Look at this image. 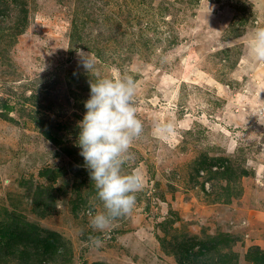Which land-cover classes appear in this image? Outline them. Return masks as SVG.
Instances as JSON below:
<instances>
[{
    "label": "rangeland",
    "instance_id": "374dc122",
    "mask_svg": "<svg viewBox=\"0 0 264 264\" xmlns=\"http://www.w3.org/2000/svg\"><path fill=\"white\" fill-rule=\"evenodd\" d=\"M6 1L0 264H264V62L249 56L264 0H23L25 22ZM123 75L144 131L122 170H139L143 188L101 233L76 123L89 81ZM167 122L164 140L154 127ZM29 225L33 235L10 241L7 230ZM52 238L60 250L46 262Z\"/></svg>",
    "mask_w": 264,
    "mask_h": 264
},
{
    "label": "clouds",
    "instance_id": "9594fccd",
    "mask_svg": "<svg viewBox=\"0 0 264 264\" xmlns=\"http://www.w3.org/2000/svg\"><path fill=\"white\" fill-rule=\"evenodd\" d=\"M87 71L92 63L89 53H79ZM249 56L264 62V27L255 28L249 34ZM89 97L83 101L85 113L76 123L79 130L74 147L80 149L84 167L89 172L97 198L103 211L87 214L94 231L106 232L114 221L129 215L135 207V193L143 188V177L136 170L124 173L122 165L131 158L130 148L144 131L134 104L136 82L130 75L117 79L110 77L89 81ZM154 132L167 140L175 134L174 124L156 123ZM92 246L100 247V237H90Z\"/></svg>",
    "mask_w": 264,
    "mask_h": 264
},
{
    "label": "trees",
    "instance_id": "16d2710c",
    "mask_svg": "<svg viewBox=\"0 0 264 264\" xmlns=\"http://www.w3.org/2000/svg\"><path fill=\"white\" fill-rule=\"evenodd\" d=\"M14 1L19 3L21 6H22V4L25 5V1H23V0H14ZM22 7H23V10L21 12H23V15L21 14V16H19V17H20L21 21L23 20V22H25V20L28 17V10L24 6H22ZM9 8H10V3L8 1L5 2V0H0V13H2V14H0V16H2L3 19L5 17H8V15H6V14H7L8 11H10ZM9 15H10V13H9ZM0 23H2L1 20H0ZM7 28L9 30V27H7ZM3 30H4V28H0V32L3 33L4 32ZM16 35H17V33L15 35L12 34V37L14 38V36H16ZM32 97L25 96V98L27 100H30ZM3 106H6V104H4ZM29 226H30L31 229H29L28 232H24L22 230L21 231H17L14 228H11V229L7 230L6 232H8L10 234L9 236H12V238L10 237V241H13L15 236H20L21 238H24L25 234L28 237L33 235V232L36 229V227L34 225H29ZM1 239H2L0 241L1 244L2 243L4 244L5 242H7L9 237L5 234V236H3V237L1 236ZM41 247H43L42 248L43 253H41V254L43 256V260H45L46 262L54 261L55 260V256L57 255V253L60 250V247L57 245V242H56L55 238H52V241H49V240L42 241V246Z\"/></svg>",
    "mask_w": 264,
    "mask_h": 264
}]
</instances>
